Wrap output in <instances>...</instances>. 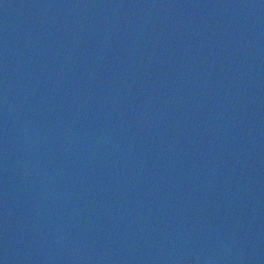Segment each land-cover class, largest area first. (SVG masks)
Returning a JSON list of instances; mask_svg holds the SVG:
<instances>
[{"label": "water", "instance_id": "1", "mask_svg": "<svg viewBox=\"0 0 264 264\" xmlns=\"http://www.w3.org/2000/svg\"><path fill=\"white\" fill-rule=\"evenodd\" d=\"M0 264H264V0H0Z\"/></svg>", "mask_w": 264, "mask_h": 264}]
</instances>
